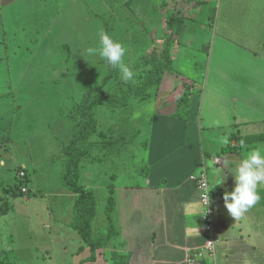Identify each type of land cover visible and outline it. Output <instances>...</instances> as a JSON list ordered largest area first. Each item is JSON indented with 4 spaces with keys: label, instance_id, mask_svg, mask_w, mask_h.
<instances>
[{
    "label": "rangeland",
    "instance_id": "obj_1",
    "mask_svg": "<svg viewBox=\"0 0 264 264\" xmlns=\"http://www.w3.org/2000/svg\"><path fill=\"white\" fill-rule=\"evenodd\" d=\"M175 2L0 0V210L8 203V211L0 214V260L8 264H81L77 249L84 242L70 225L75 193L62 176L70 160L66 151L73 134L80 130L78 105L112 69L98 56L87 54V48L97 45L99 33L111 35L126 47L123 59L135 74L130 83L144 82L145 70L150 68L145 59L165 48L168 39L175 45L174 69L197 83L201 80L191 75L202 69L207 73L209 55L207 49L201 56L196 50L206 47L199 34L209 44L215 26L204 27L214 22L219 9L222 20L228 3L230 10L237 7L243 12L241 7L248 0ZM253 6L258 7L253 13L260 19L258 13L264 7L259 2ZM170 16L172 22L176 20L171 24ZM169 26H182V33ZM120 80L118 69L113 68L105 89L111 91ZM181 86L177 85L178 90ZM183 90L188 96L179 106L180 117L174 120H170L171 111L177 104L163 105V100L158 107L154 104L156 85L146 97L129 96L122 108L100 107L96 112L99 131L113 128L108 136L124 132L128 138L115 152L107 149L103 136L91 135L90 154L79 163V184L95 192L97 199L94 235L109 229V184L145 187L148 179L156 181L165 173L179 177L184 166L171 142L190 137L195 144L194 124L199 126V119L191 124L189 118L194 93L189 95L191 89L183 87L178 95L183 96ZM159 149L164 156L155 167L148 158ZM204 168L202 162L199 170ZM19 171L28 174L27 192H19V185L14 188L21 178ZM113 224L116 227L114 220ZM251 241L264 247V234ZM257 258L264 262V254Z\"/></svg>",
    "mask_w": 264,
    "mask_h": 264
},
{
    "label": "crops",
    "instance_id": "obj_2",
    "mask_svg": "<svg viewBox=\"0 0 264 264\" xmlns=\"http://www.w3.org/2000/svg\"><path fill=\"white\" fill-rule=\"evenodd\" d=\"M256 2L264 7V0H248L246 7H241L243 12L237 7L230 10L228 3L222 20L219 9L214 22L205 25V30L215 26L210 42L207 44L200 33V42L206 47L196 50L199 54L208 51L207 73L203 74V69L189 72L201 82L182 77L174 68V73L165 72L154 104L158 107L162 100L163 105L177 104L171 111L170 120H174L180 117L182 104L178 91L189 87L188 94L194 93L190 123L199 119V126L194 124L195 144L190 137L171 142L184 166L179 177L165 173L156 181L148 179L145 187L109 184L107 201L111 196L115 199L111 218L117 234L106 247L96 250L95 261L87 260L92 250L83 240L84 245L77 249L81 264H113L112 253L130 254L129 264H264L257 258L264 254V247L251 241L253 236L264 234V185L258 188L262 198L239 220L228 214L223 199V193L234 187L232 172L239 162L251 151L264 149V8L258 13L260 19L256 18ZM229 143L233 148L225 151ZM152 148L151 144L149 151ZM154 153L150 152L148 162L156 167L164 153L161 149ZM215 157L221 164L215 163ZM202 162L211 190L209 225L200 190L192 178ZM211 239L216 241L214 254L207 249ZM191 252L197 254L195 261L190 259Z\"/></svg>",
    "mask_w": 264,
    "mask_h": 264
},
{
    "label": "trees",
    "instance_id": "obj_3",
    "mask_svg": "<svg viewBox=\"0 0 264 264\" xmlns=\"http://www.w3.org/2000/svg\"><path fill=\"white\" fill-rule=\"evenodd\" d=\"M183 1H185L184 3L190 4L198 3V0ZM179 3L183 2L181 0H177L176 4ZM170 18L172 19V16H170L168 20L170 24L176 21L175 20L172 22ZM174 27L169 26L168 28L172 30ZM174 29H176V32L182 33V26L180 28L175 27ZM173 46H175L173 40L168 39L164 46L165 48L152 53L151 58H146L147 61L145 59V63L147 62L150 65V68H147L145 70V75L143 76L144 82L140 84H132L130 82L125 83L120 80V83L118 82L111 91H108L105 89V86L113 77V67H111L112 69L103 78L101 83L89 89L83 95V98L78 105L77 116H81L80 130L76 131L73 134V142L66 151V153L70 156V160H68L64 165V167L66 168V172L63 173L62 177L64 178L66 186H68L75 193L73 204L74 216L71 220L70 225L78 231L84 242L91 247L92 255L87 259L88 261H95L97 257L96 250L98 248L106 247L110 239L115 234H117V229L114 226L111 218L112 210L115 205V199L113 196H111L106 206V214L110 223L107 233L100 235L97 238L94 237L92 224L97 213V199L94 194L95 192L88 189L86 186L79 184V163L81 162L82 158L86 157L87 155L89 156L90 154L88 150L90 145L93 144L89 143V137L91 135L97 134L103 136L106 140L104 145H106L108 150H113L115 152L120 151L121 148L126 145L128 138L127 134L124 132H121L123 135L121 133H118L117 136H108V133L112 132L113 128H109L108 131H99L96 112L100 109V107H108L113 109L122 108L127 102L129 96L146 97L149 95V90L154 85H156V92H158V88L160 86L163 75L165 74V72L171 71L174 68L173 63L175 61V58ZM123 94H125V96L121 97V95ZM187 96V93L183 96H180V102L182 103ZM232 148L233 147L229 143L228 146L224 148V150L227 151ZM21 172H18L21 178L18 177V182L15 183L17 185L14 184V188L19 185V192L22 193V188L25 187L24 184L27 180H29V177L26 172H24V175H21ZM7 204L8 203L4 204V206L6 207L5 209L2 208L0 210V214H4L8 211ZM110 259L113 264H129L130 254L112 253ZM0 264L8 263L5 260H0Z\"/></svg>",
    "mask_w": 264,
    "mask_h": 264
},
{
    "label": "clouds",
    "instance_id": "obj_4",
    "mask_svg": "<svg viewBox=\"0 0 264 264\" xmlns=\"http://www.w3.org/2000/svg\"><path fill=\"white\" fill-rule=\"evenodd\" d=\"M86 51L89 56H98L111 67L118 69L123 82L134 79V72L123 59L126 47L111 35L101 31L97 45L87 48ZM232 173L234 187L223 193V199L228 214L234 220H239L262 198L258 188L264 185V149L257 148L248 153Z\"/></svg>",
    "mask_w": 264,
    "mask_h": 264
},
{
    "label": "built area",
    "instance_id": "obj_5",
    "mask_svg": "<svg viewBox=\"0 0 264 264\" xmlns=\"http://www.w3.org/2000/svg\"><path fill=\"white\" fill-rule=\"evenodd\" d=\"M215 163L221 164V160L219 157H215L214 159ZM21 175H24V172H21ZM193 180L196 182L199 190H200V201L204 206V218L209 225L210 219H211V212H212V203H211V190L209 188V182H208V176L207 172L204 169L200 170L196 174L192 176ZM23 192H27L28 188L23 187L22 188ZM207 249L209 252L212 254L215 253L216 250V241L214 239H211L207 243ZM197 257V254L195 252L190 253V259L192 261H195Z\"/></svg>",
    "mask_w": 264,
    "mask_h": 264
}]
</instances>
